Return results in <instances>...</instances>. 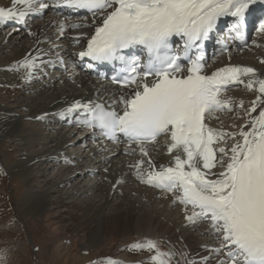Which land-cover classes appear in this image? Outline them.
<instances>
[{"label": "snow or ice", "instance_id": "1", "mask_svg": "<svg viewBox=\"0 0 264 264\" xmlns=\"http://www.w3.org/2000/svg\"><path fill=\"white\" fill-rule=\"evenodd\" d=\"M256 5L264 0H10L0 7V25L27 26L29 17L56 7L91 15L90 25L61 21L58 31L93 28L72 37L75 43L87 39L79 57L89 59V69L115 65L112 82L125 91L113 92L109 103L75 99L59 115L75 116L94 134L125 143L126 154L138 150L142 158L129 165L137 179L171 193L189 223L207 225L213 240L204 246L208 255L184 264H264V76L242 65L204 72V42L218 20L231 17L232 32L243 38L246 14ZM257 31L264 32V22ZM37 60L25 57L15 70L24 69L23 78L30 81L45 63ZM232 85L257 93L246 109L242 100L235 102L244 109L245 122L233 125L235 131L210 127V115L233 111V99L224 95ZM160 137L166 138L171 159L156 165L148 145ZM129 250L150 253L148 264H170L175 255L160 251L151 239Z\"/></svg>", "mask_w": 264, "mask_h": 264}, {"label": "bare ground", "instance_id": "2", "mask_svg": "<svg viewBox=\"0 0 264 264\" xmlns=\"http://www.w3.org/2000/svg\"><path fill=\"white\" fill-rule=\"evenodd\" d=\"M9 5L10 0H0V7H7ZM61 21H65L66 25L73 23L66 21L63 17L44 16L42 20L34 21L29 25V30L34 35H29V30L27 31V36L21 31L15 37L12 35L14 32L12 30H7L5 34L0 35V54L10 47L15 48L10 56L0 59L2 66L4 65L0 67L10 71V73L0 76L1 84L9 85L13 83L12 85L23 87L28 92H32L35 97H31L33 98L32 100H35L37 97L40 98L45 91L56 87L54 83L55 77H51L48 79L49 81L44 83L43 79H41L44 75L40 70H34L33 79L30 81L23 78L25 73L22 74V77L17 78L14 72L17 71L15 70L17 63L25 57L39 56L37 64H40V60L46 61L48 56L45 51L47 48L48 51H53V54L48 57L51 60L61 59L62 57L72 60L75 54L83 50L87 39H81L83 45L75 47L72 46V37L78 36L81 33H91L93 30L90 27H86L79 28V31H81L79 33H70L69 31L72 28L66 26L64 34H61L58 31ZM76 23L86 24L81 20H76ZM23 39L28 43L27 45L18 44ZM53 40L62 42V47L57 52L55 51L56 47ZM257 48V54L253 58H250L252 60L244 57L243 60H236V64L253 67L257 70L258 75L264 76V63L260 62L264 60V40L259 42ZM53 65L55 64H48L47 69L53 70ZM68 71L65 75L59 76L58 82H60L61 87L53 89L52 96H47L49 98L44 101L42 107L33 108L28 111L29 119L43 117V119L39 120L48 124L49 132H53L55 137L49 138L47 136L46 138V136H42L39 129L41 125L39 123H35L34 126L37 131H26V126L23 125L22 120L19 119L16 113L6 107L0 109V130H2L3 135L14 133L17 136L16 139L19 141V153L16 160L9 166V174L12 178L21 179L27 188L25 195L20 198L18 203L22 214L37 217V215L44 214L55 207H64V213L68 212L67 215L78 224L77 229L79 227L91 226L87 228L86 243L81 248L84 251L106 247L108 242L104 238H110V236L123 237L129 233H139L147 238L156 237L163 239L164 244L169 250L175 253L173 264H184L185 259H196L201 255H208L204 246L211 245L213 242L211 240V242H208V236H211L206 234V228L195 226L186 221L183 208L178 203H173L172 195L157 193L137 179L134 169L130 168L129 165L134 164L141 157L129 158L122 155V151L119 148L101 147L87 142L84 143L83 150L87 149L88 151L86 155H83V150L81 151V149L73 151L76 145L82 147V137L77 138L75 143L71 145L68 142L69 132L67 135L63 134L64 132L59 134L58 131L60 129L51 127V125L64 126L62 121L66 120V118L62 119L59 113L73 100H90L95 94H101L103 97H106L110 93V90L104 84L98 83L96 80L80 73L78 69L70 68ZM73 90H76V94H74ZM256 94L255 91H248L243 98L236 97L233 100L235 99L236 102L242 100L246 109L250 106V102L255 99ZM17 97L23 98L22 95ZM14 98L16 97H13L11 100H15ZM20 108L25 109L26 105H21ZM241 113L244 114V109ZM210 116L211 120H214L213 118L219 115L212 114ZM230 120L226 121L221 117L218 121L214 122V125L217 127L222 125L219 127L222 128L225 127L226 122L228 130L235 131L236 129L232 127L231 123L238 122L240 125L245 122V118L243 120L240 118H236L235 121ZM35 136H39L40 138L36 141L37 144L35 145V148L38 147V149L34 153H30L29 150L28 153V148H31L28 146L31 145L32 138L36 139ZM231 143L232 141L230 140L228 144ZM50 144L51 146L48 147ZM150 153L149 155L156 165L170 163L171 158L167 154L166 138L162 139L159 144L151 147ZM92 156L95 157L93 160ZM143 159L147 160L146 158ZM91 160L93 161L92 169L88 168V166L86 167ZM56 162H64V166L60 168L61 171L56 174L57 176L49 180V185L45 183L46 187L43 190L30 185L32 181L36 180V169L34 168H38L40 172H43V175L41 174L40 176V178H43L46 170L52 169L55 166L52 164ZM43 163H46L49 169L44 168ZM144 167H147V165L145 164ZM70 170L75 172L73 173V177L70 175L61 176V174L68 173ZM89 173L96 177V182H99L97 184L93 182L92 185L90 184V187L85 185L86 189L77 187V190L74 192L73 188L75 187L72 186L74 185V178H81L85 174L89 175ZM118 181L119 183H117ZM67 186L73 190L55 192L58 188ZM90 192H98L96 194L97 201L96 198L88 195ZM74 194L75 196L79 194L78 196L80 197H87L84 206H81V202H77L78 198L74 199ZM102 195L103 197L101 198ZM117 197L119 200L111 207V201L113 199L116 201ZM58 217H60V214ZM194 230H196L199 238L193 235ZM55 238L47 248L52 262L60 260V247L63 242L69 240V235L65 233L57 237L55 236ZM182 253L184 254L183 256L181 255ZM104 258L108 264H110V261L118 262V264H125L128 261L124 256L116 258L112 254L104 256ZM87 260L88 258H83L81 259V263L86 264Z\"/></svg>", "mask_w": 264, "mask_h": 264}, {"label": "rangeland", "instance_id": "3", "mask_svg": "<svg viewBox=\"0 0 264 264\" xmlns=\"http://www.w3.org/2000/svg\"><path fill=\"white\" fill-rule=\"evenodd\" d=\"M25 36H27V33H25ZM12 44L16 45L14 43ZM18 44L27 45L28 43H26L25 39H23L22 41H19ZM14 50H15L14 47H10L4 53L0 54V59L6 56H10ZM255 54H257V52L255 51L250 52L246 54L247 56L246 55L242 56L239 60H243V57H247L249 58V60H252L250 58L251 57L253 58ZM0 66L1 67L4 66V65L2 66V62H0ZM1 67H0V76H2V74L4 75L5 73H10L9 70L2 69ZM23 73H24L23 69L14 72L17 78L22 77ZM54 83L56 87H54L53 89H58V87L59 88L61 87L60 82H54ZM12 84L10 83L9 85H5L0 83V109L6 107L12 112L16 113L19 116V119L22 120L21 122L23 123V125L26 126L25 127L26 131L28 130L37 131V129L34 126L35 123H39L40 121L35 119H29L28 111H30L33 108L42 107L44 101H46V99L52 96L53 89L45 91L43 96H41L42 98L37 97L35 100H32L33 98L31 97H34L32 92H28L27 90L23 89V87L21 88L18 85H12ZM5 86L9 88H4ZM73 92L74 94H76V90H73ZM236 93L238 92L236 91ZM19 95H22L23 98H18L17 96ZM13 97H16L14 98L15 100H11ZM21 105H26V108L25 109L20 108ZM232 108H233V112L228 114L229 116H226V118L231 117L233 113L237 111L236 106L232 105ZM242 110L243 109H240V112H242ZM244 118H242V120ZM43 124L47 125L45 129ZM43 124H41L39 128L41 135L46 136V138L47 136L49 138L55 137L54 136L55 134H53V132H49L48 124L47 123H43ZM231 125H239V124L238 122H234L231 123ZM221 126L222 125H220L219 127ZM213 127L226 130L225 127L219 128L215 125ZM46 129L48 131H46ZM68 132H69L68 142H70L71 145H73V143H75V141L77 140L76 134L70 136V134L73 133L72 131H58L59 134L63 133L65 135H67ZM0 136H1L0 137V170H2L0 171V255H3L5 257L3 261H0V264H82L81 259L83 258H88V260L85 262L86 264L88 263L95 264L96 262L97 263L101 262L103 260L102 257L107 256L109 254H112L114 257L118 258V252H122V254L124 255H120V256H124V257L126 256L128 262L134 260H141L143 258L144 254L139 255V252H141L140 250H129V246L131 244L148 240L146 239L147 237L139 233H132V234L129 233L123 237L110 236V238H104L108 242V245L106 247H98L92 251L90 250L84 251L81 248L86 243L85 236L86 233L88 232L87 228L91 226L79 227L77 229L76 227H78V224H76V222L73 221L70 218V216L67 215L68 212L64 213L65 211L64 207H59V208L55 207L45 212L44 214H41L39 216L37 215V217L35 216L31 217L28 216L27 214H22V211L18 207V203L20 201V198H22V196L25 195L27 188L26 185L21 181V179L12 178L9 174V166L11 165V163H13L16 160L19 153V148H20L19 141L18 139H16L17 136L14 133L3 135L2 130H0ZM35 137L36 139L32 138L31 145L28 146L31 147L28 148V153L29 150L30 153H34L35 150L38 149V147L35 148L36 147L35 145L37 144L36 141H38V139L40 138L39 136H35ZM228 143H230V140L228 141ZM51 144L48 145V147L51 146ZM76 149L79 150L81 149L82 151L83 147H81L80 145H76L75 149L72 150L75 151ZM87 151H88L87 149H84L82 154L86 155ZM94 158L95 157L92 156V160ZM92 160L89 161L86 167L87 166L88 168L92 167L93 164ZM43 165L44 168L49 169L46 163H43ZM52 165L55 166H53L52 169L46 170L45 172L46 174H44L43 178H40L41 174L43 175V172H40L38 168H34L36 169L35 170L36 180L34 182L32 181V184L30 183L29 184L35 186L39 190H43L46 187L45 183L49 185L50 184L49 180L57 176L56 174L58 172L60 173L61 171L60 168L63 167L62 165L55 163ZM73 173L75 172H72L70 170L68 173L61 174V176L65 177L67 175H70L73 177ZM95 178H96L95 176L86 175V174L81 178L75 177L74 185H72L73 187H75V188L72 187L74 189V192L75 190H77V187H82L83 189H86L87 187H90L93 184V182L97 184L99 181L96 182ZM75 184L79 186H76ZM85 185H87V187H85ZM73 189H70V187L67 186L64 188H58L57 190H55V192H60V191L62 192L69 190L72 191ZM96 194H98V192L88 193V195L96 198L97 201L98 198ZM78 195L75 196L74 194L73 196L74 199L78 198L77 202H81L80 203L81 206H84L87 197L85 196L80 197ZM102 197L103 195L101 196V198ZM117 198L116 201L115 199L111 201V207H113L114 204L117 202V200H119V198L118 199ZM106 212H108V210H106ZM59 214L60 217H58ZM65 233H68L69 240L63 242L62 246L60 247V260L56 262H52L51 257L48 254L47 248L56 239L55 236L57 237ZM193 235L195 237L196 236L198 237L196 230H194ZM149 238L158 241L157 244L159 246L160 251L168 252L167 249L164 247L165 244L163 245L164 243L163 239L156 237H149ZM161 240L163 241V243L161 242ZM121 244L123 245L122 249L120 248ZM144 253H146L148 257L150 256V253H148L147 251H144ZM138 255L139 257L137 258ZM170 264H172V258Z\"/></svg>", "mask_w": 264, "mask_h": 264}]
</instances>
